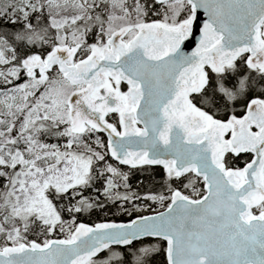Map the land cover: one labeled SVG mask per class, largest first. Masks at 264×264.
<instances>
[{"label": "snow or ice", "instance_id": "snow-or-ice-1", "mask_svg": "<svg viewBox=\"0 0 264 264\" xmlns=\"http://www.w3.org/2000/svg\"><path fill=\"white\" fill-rule=\"evenodd\" d=\"M0 264H264V0H0Z\"/></svg>", "mask_w": 264, "mask_h": 264}, {"label": "trees", "instance_id": "trees-1", "mask_svg": "<svg viewBox=\"0 0 264 264\" xmlns=\"http://www.w3.org/2000/svg\"><path fill=\"white\" fill-rule=\"evenodd\" d=\"M141 176L140 173H135L132 177H131V182L135 185L136 184V181H137V177ZM145 183H147V181H145ZM104 219H108V220H117L119 221L121 219V217L119 216H116V215H113V214H108L107 217H105L103 214H101L99 217H92V220H85V222H88V223H92L93 221L95 222H101L102 220ZM124 219H127L126 217Z\"/></svg>", "mask_w": 264, "mask_h": 264}]
</instances>
